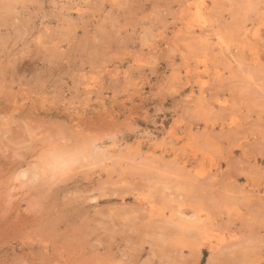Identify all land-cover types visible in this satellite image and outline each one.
I'll return each instance as SVG.
<instances>
[{
    "label": "rangeland",
    "instance_id": "1",
    "mask_svg": "<svg viewBox=\"0 0 264 264\" xmlns=\"http://www.w3.org/2000/svg\"><path fill=\"white\" fill-rule=\"evenodd\" d=\"M263 203L264 0H0V264H264Z\"/></svg>",
    "mask_w": 264,
    "mask_h": 264
},
{
    "label": "bare ground",
    "instance_id": "2",
    "mask_svg": "<svg viewBox=\"0 0 264 264\" xmlns=\"http://www.w3.org/2000/svg\"><path fill=\"white\" fill-rule=\"evenodd\" d=\"M201 9V8H200ZM190 10V9H189ZM199 11V10H198ZM184 58V57H183ZM264 204V203H263ZM180 219V218H179ZM227 247V246H226ZM229 247V246H228ZM231 247V246H230ZM219 249V248H218ZM216 250H217V248H216Z\"/></svg>",
    "mask_w": 264,
    "mask_h": 264
}]
</instances>
